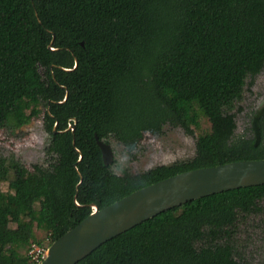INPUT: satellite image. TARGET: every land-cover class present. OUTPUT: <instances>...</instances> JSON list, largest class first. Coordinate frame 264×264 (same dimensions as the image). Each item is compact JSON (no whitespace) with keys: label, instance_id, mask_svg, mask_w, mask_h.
I'll use <instances>...</instances> for the list:
<instances>
[{"label":"trees","instance_id":"obj_1","mask_svg":"<svg viewBox=\"0 0 264 264\" xmlns=\"http://www.w3.org/2000/svg\"><path fill=\"white\" fill-rule=\"evenodd\" d=\"M150 23L157 28L146 62L155 84L151 97L138 90L137 77L126 78L130 63L143 61H125L136 52L138 29ZM263 27L264 0H0V128L14 131L44 106L62 158L55 171L19 168L8 190L2 181L9 171L0 170V264H35L27 251L44 242L36 229L52 243L94 204L102 209L187 170L264 158V114L256 145L259 111L240 136L236 115L222 113L248 70L253 83L264 69ZM240 36L250 45L246 53L237 46ZM197 108L211 117L213 132L202 137L193 160L128 179L109 172L96 134L128 141L160 129L169 115L193 121ZM263 198L261 184L186 202L77 264H247L220 240L240 214L259 211ZM200 239L206 245L197 248Z\"/></svg>","mask_w":264,"mask_h":264},{"label":"rangeland","instance_id":"obj_2","mask_svg":"<svg viewBox=\"0 0 264 264\" xmlns=\"http://www.w3.org/2000/svg\"><path fill=\"white\" fill-rule=\"evenodd\" d=\"M264 29V27H263ZM136 52L127 57L131 62L137 56L142 64L131 62L127 77H137L138 90L151 97L155 93L153 76L147 62L148 48L157 32L154 23L145 24L138 29ZM239 50L246 53L249 43L240 36L237 40ZM260 57L264 60V35ZM253 59L248 61L250 66ZM129 79V78H128ZM118 97H124L119 92ZM264 106V69L251 82V70H248L240 92L222 107V113L235 114L238 136L245 134L251 123V117ZM28 124L14 131L0 128V170H8L2 181L3 190H8L9 179L15 176L19 168L33 170L34 166L55 171L61 163V154L53 147L50 131L46 125L44 110ZM194 120H177L169 115L158 130H145L140 137L128 141L120 139L118 133L105 136L114 152V160L109 164V172L124 179L141 175L164 165L186 164L198 154V144L202 137L213 132L211 117L202 109H196ZM260 210L240 214L234 224L223 233L222 243L233 245L236 259L247 264H264V198L259 202ZM12 225V224H11ZM14 226V225H13ZM38 239L47 240L43 230L36 229ZM206 245L205 240L195 242L197 248Z\"/></svg>","mask_w":264,"mask_h":264},{"label":"water","instance_id":"obj_3","mask_svg":"<svg viewBox=\"0 0 264 264\" xmlns=\"http://www.w3.org/2000/svg\"><path fill=\"white\" fill-rule=\"evenodd\" d=\"M263 114L264 106L253 119L256 145L261 141L259 121ZM96 140L104 163L109 165L114 158L111 145L97 134ZM261 184H264V158L237 160L171 175L102 209L94 204L85 219L50 244L40 264H77L105 242L168 209L211 194Z\"/></svg>","mask_w":264,"mask_h":264},{"label":"built area","instance_id":"obj_4","mask_svg":"<svg viewBox=\"0 0 264 264\" xmlns=\"http://www.w3.org/2000/svg\"><path fill=\"white\" fill-rule=\"evenodd\" d=\"M50 244L51 243L49 242V239L42 243L33 242L27 251V255L29 256L30 260L35 264L42 263L47 256Z\"/></svg>","mask_w":264,"mask_h":264},{"label":"flooded vegetation","instance_id":"obj_5","mask_svg":"<svg viewBox=\"0 0 264 264\" xmlns=\"http://www.w3.org/2000/svg\"><path fill=\"white\" fill-rule=\"evenodd\" d=\"M111 148H112V147H111ZM112 151H113V149H112ZM113 153H114V152H113ZM113 160H114V158H113ZM113 160H112V162H113ZM112 162H111V163H112ZM108 166H109V165H108Z\"/></svg>","mask_w":264,"mask_h":264}]
</instances>
